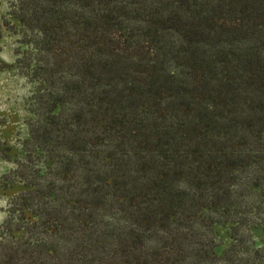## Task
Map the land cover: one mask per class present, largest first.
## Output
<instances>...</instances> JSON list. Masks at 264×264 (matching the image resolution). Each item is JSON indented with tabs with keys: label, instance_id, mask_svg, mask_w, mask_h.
I'll return each instance as SVG.
<instances>
[{
	"label": "trees",
	"instance_id": "1",
	"mask_svg": "<svg viewBox=\"0 0 264 264\" xmlns=\"http://www.w3.org/2000/svg\"><path fill=\"white\" fill-rule=\"evenodd\" d=\"M10 6L37 119L0 264H264V0Z\"/></svg>",
	"mask_w": 264,
	"mask_h": 264
},
{
	"label": "rangeland",
	"instance_id": "2",
	"mask_svg": "<svg viewBox=\"0 0 264 264\" xmlns=\"http://www.w3.org/2000/svg\"><path fill=\"white\" fill-rule=\"evenodd\" d=\"M11 1L0 0V23L8 20L17 27V30H9L0 26V60L7 66L0 69V235H4L8 228L14 231L23 225V206L13 203L31 188L17 177L16 172L23 170L19 168L20 164L29 165L25 142L31 137L30 123L37 119L33 113L36 106L33 97L38 83L24 74L26 69L18 65L23 52L30 50L27 45L30 38L24 36L19 29L21 25L9 16ZM26 214L32 218L28 211ZM15 234L21 237L23 231ZM214 237L217 254L223 257L233 243L229 225H217ZM253 238L259 247L264 246L263 229L254 231Z\"/></svg>",
	"mask_w": 264,
	"mask_h": 264
}]
</instances>
